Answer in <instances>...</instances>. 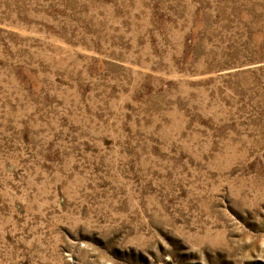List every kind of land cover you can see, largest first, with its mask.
Listing matches in <instances>:
<instances>
[{"label": "rangeland", "instance_id": "374dc122", "mask_svg": "<svg viewBox=\"0 0 264 264\" xmlns=\"http://www.w3.org/2000/svg\"><path fill=\"white\" fill-rule=\"evenodd\" d=\"M0 264H264V0H0Z\"/></svg>", "mask_w": 264, "mask_h": 264}]
</instances>
